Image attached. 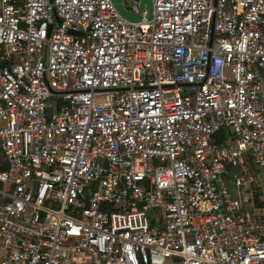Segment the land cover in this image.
I'll return each mask as SVG.
<instances>
[{"label": "built area", "instance_id": "2783aa9c", "mask_svg": "<svg viewBox=\"0 0 264 264\" xmlns=\"http://www.w3.org/2000/svg\"><path fill=\"white\" fill-rule=\"evenodd\" d=\"M151 2L0 0V264L264 263V0Z\"/></svg>", "mask_w": 264, "mask_h": 264}, {"label": "water", "instance_id": "95a60500", "mask_svg": "<svg viewBox=\"0 0 264 264\" xmlns=\"http://www.w3.org/2000/svg\"><path fill=\"white\" fill-rule=\"evenodd\" d=\"M112 1L117 12L123 19H125L130 23H138L141 21L140 15L129 12L123 8L121 0H112ZM139 10L140 11L146 10L147 11L146 20H150L152 18V10H153L151 0H139ZM68 33L74 34L73 32H68Z\"/></svg>", "mask_w": 264, "mask_h": 264}, {"label": "rangeland", "instance_id": "374dc122", "mask_svg": "<svg viewBox=\"0 0 264 264\" xmlns=\"http://www.w3.org/2000/svg\"><path fill=\"white\" fill-rule=\"evenodd\" d=\"M53 105V101H48L47 102V107L49 108V109H51V106ZM260 182H259V196H261V199L263 200L262 201V206H263V208H264V182H263V180L261 179V178H257ZM264 264V263H263Z\"/></svg>", "mask_w": 264, "mask_h": 264}, {"label": "trees", "instance_id": "16d2710c", "mask_svg": "<svg viewBox=\"0 0 264 264\" xmlns=\"http://www.w3.org/2000/svg\"><path fill=\"white\" fill-rule=\"evenodd\" d=\"M3 169V164L0 161V171ZM259 194V193H258Z\"/></svg>", "mask_w": 264, "mask_h": 264}]
</instances>
